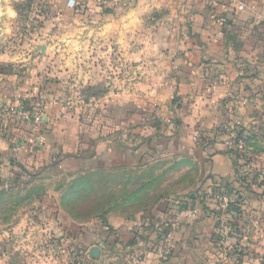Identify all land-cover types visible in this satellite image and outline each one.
<instances>
[{"label":"crops","instance_id":"obj_1","mask_svg":"<svg viewBox=\"0 0 264 264\" xmlns=\"http://www.w3.org/2000/svg\"><path fill=\"white\" fill-rule=\"evenodd\" d=\"M12 1L23 0H0V94L44 104L46 117L44 143L30 123L13 120L0 132V192L10 200L2 263L17 240L20 253L32 244L46 264L43 234L53 233L46 245L55 264H264V0H38L48 13L33 9L24 20ZM81 73L84 85L108 86L96 138L53 84ZM222 127L245 132V182L225 146L229 132L209 145ZM190 170L193 179L174 190L183 195L166 199ZM94 174L104 188L125 176L131 183L120 201L86 213L74 207L82 204L76 193L94 194ZM199 191L201 206L187 200ZM186 200L198 215L174 229L172 254L162 259L153 250L158 233L143 225Z\"/></svg>","mask_w":264,"mask_h":264},{"label":"rangeland","instance_id":"obj_2","mask_svg":"<svg viewBox=\"0 0 264 264\" xmlns=\"http://www.w3.org/2000/svg\"><path fill=\"white\" fill-rule=\"evenodd\" d=\"M24 1L25 0L20 1V2L12 1L14 8L16 9L17 5H21L22 3H25ZM100 2L102 3L103 0H100ZM107 2H109V1H107ZM107 4H108V7H111L110 2ZM41 5H44V4H40V2L38 0H34L32 6H31V10L33 11V9H40L39 7H41ZM79 5H81V4H79ZM32 13H31L30 19L34 18V15ZM40 16H42V15H40ZM34 19H37V17H35ZM4 50L5 49H3V51ZM3 51H1V49H0V53ZM82 74L83 73H81L79 75L76 74L77 76L74 74V76L72 78H68L67 76H64L65 77L64 80H60L57 83H53V84H55L54 85V86H56L55 88H57V87L59 88L61 86L64 87V88H61V90H62L61 91V99L65 102V104L66 103H72L70 105L69 109L72 111L73 110L76 111V113H75L76 118L80 119V122H82V123L86 122V132L88 131L90 133V135L94 133L95 138H96L97 137L98 121L100 120V117H102L104 115V113L100 111V108L98 106L99 105L98 100H99V98L103 97V96H101V94L104 92V90L107 89L108 86L105 82H102L100 84L97 79L95 81H92L93 83H95L93 85H84V82H86V80L83 78L84 76ZM53 82H55V81H53ZM108 82H111V81H108ZM91 89H94V90H91ZM94 93H97L98 95L94 96ZM4 100H5V98H4ZM17 101L18 100H16V101L12 100V102H7V103L14 106ZM19 101H21L24 104L25 108L28 110H33L34 108H36L38 106V104L27 105L24 101L21 100V98ZM110 115H112V113H110ZM82 119H83V121H82ZM13 120L21 123V121L14 119V118H10L7 115V113L0 110V132L2 135H4V133H5L4 128L6 127V130H8L9 124ZM43 132H44V127H43ZM85 134L87 135V133H84V135ZM113 136L115 137V134ZM92 140L93 139L91 138V141ZM32 177L33 176L31 174H28V178H32ZM126 177L127 176L121 177L124 180L119 178V180H120L119 183L123 184L120 187H117L115 189H114V187L102 188V193H101L102 196L101 197L105 200L106 203L112 204L114 202L113 200L120 201L121 197L124 198V196L126 195V190H128V187H130V183H131L129 181H128L129 183L127 182ZM193 177H194V170L193 171L190 170L189 174L185 177V179H186L185 181L181 180V181L172 182L171 186H170L171 194L168 197H166V199L176 200V199H178V197L182 196L183 195L182 192L177 193L174 190H176V191L180 190L183 187L184 183L185 184L188 183L189 180L193 179ZM31 180L32 179H29L28 182L31 183ZM91 180H94V183L98 184L99 187H104L103 186L104 183H102L103 181H102V177L100 175H97V174L92 175ZM121 180H122V183H121ZM45 181L47 182V180H45ZM65 181H66V179H62V180L60 179L59 180V182H65ZM41 183H43V182H41ZM137 200H139L138 201V205H139V202L144 201L145 197L139 198ZM9 201L10 200L6 201V199L4 198V195L1 191L0 192V231H2V229H3L2 227H6V225H7V224L2 223V220L4 218V217L2 218V215L4 213H6V211L9 210V205H8ZM133 208H135V207H133ZM13 209L15 211L18 210V203H17V207H15V208H13V204L11 205L10 212H12ZM113 210L114 211L118 210V208H115ZM49 233H50V230H49ZM43 236H44V245L46 247L44 245H42L45 247V249L43 251V253H44L43 256L41 255L40 257L42 258L43 262H45L46 264H51V263L55 264L54 261L57 260L56 255L53 253V251H49L50 248H48V245H46V244L47 243H49V245L52 244L51 239L52 238L56 239V238L53 237V233H52L51 235H49V240L45 241V237L47 235L43 234ZM54 236H55V234H54ZM17 245H18L17 240L11 244L10 258L5 260L4 263H2V261L0 260V264H41V259H38V257L35 255V253H36L35 248L32 244H31V247H29L27 249L26 253H20V250H19ZM64 246L66 248L67 244H64ZM51 256H53L54 259H52ZM60 263H61V261L59 262V264ZM63 264H67V263H63Z\"/></svg>","mask_w":264,"mask_h":264},{"label":"built area","instance_id":"obj_3","mask_svg":"<svg viewBox=\"0 0 264 264\" xmlns=\"http://www.w3.org/2000/svg\"><path fill=\"white\" fill-rule=\"evenodd\" d=\"M71 6L73 7L76 3L71 1ZM43 4V3H40ZM40 9H45V5H41ZM238 8L243 10L245 6L239 4ZM0 110L7 113L10 118L17 119L23 123H30L33 127L34 132L36 133L37 142L44 143L45 135L43 132V127L45 124L46 109L45 105L38 103V106L33 110H28L25 108L24 104L21 101H17L14 106L7 103L4 98L0 95ZM166 126H172L173 122L171 119H164ZM6 130V127L4 128ZM226 148L233 152L234 154H246L248 149V141L245 136H240L237 131H231L228 134V137L225 141ZM23 149L22 144L16 145L14 150L20 152ZM248 168L244 169V173H247ZM177 202V201H176ZM176 205V206H175ZM173 206L168 207L167 212L164 214L162 219L156 221H151L145 223L144 228H151L154 232L162 233V238L160 240L159 246V256L162 259H167L170 257L173 247H174V229L177 228L184 221H189L194 219L198 215V208H180L179 202ZM101 226V233L106 234L109 231V228L106 225ZM165 230H168L164 233ZM138 234V233H136ZM103 240L99 238L96 239L95 246L102 247Z\"/></svg>","mask_w":264,"mask_h":264},{"label":"trees","instance_id":"obj_4","mask_svg":"<svg viewBox=\"0 0 264 264\" xmlns=\"http://www.w3.org/2000/svg\"><path fill=\"white\" fill-rule=\"evenodd\" d=\"M25 3H22L21 5H17L16 6V10H17V12H18V14H19V16H20V20H24V19H26V17H27V15H28V13H29V11L31 10V6H32V4H33V2H34V0H25L24 1ZM48 13V8L46 9H41V11H40V14L41 15H45V14H47ZM91 90H94V89H91ZM106 93V91H104L102 94H101V96H103L104 94ZM98 94L97 93H94V96H97ZM146 118V120H150L149 118H150V116L148 117H145ZM153 126L154 127H156V128H158L159 127V123H154L153 124ZM231 131H237L238 132V134L242 137V136H244V130L243 129H241V128H236V127H228L227 129L225 128L224 129V127H222V128H219V129H217L216 131H215V133H216V137L214 138V141L213 142H210L209 143V145H213L216 141H217V137H219V136H222V135H224V134H227L228 132L230 133ZM231 152V151H230ZM231 153H233V152H231ZM234 154V153H233ZM234 155H236L237 156V159H238V161H239V163H240V172H239V174H238V178H239V181H238V183H241V182H245V181H247L248 180V178L249 177H251V174H250V170L247 172V173H244V169H246V166L249 164V162L250 161H248V156L246 155V154H237V153H235ZM244 162V164L243 165H241L242 163ZM19 166V168H21V165H18ZM258 177L259 176H256V177H254L252 180H254V181H256V182H258V181H260L259 179H258ZM82 178H80V186H83V184L85 183V182H82ZM87 181V180H86ZM103 182H105V179L103 178V180H102ZM102 182V183H103ZM88 183L90 184V181L88 180ZM89 184H88V186H89ZM92 184H94V182H93V180H92ZM92 184H91V186H92ZM261 184H264V180L261 182ZM102 188H104V187H99L98 186V184H94L93 186H92V193H94V194H92V195H89V193H87V191H85L84 189H81L80 191H78L76 194V200L77 199H79V200H82V204L81 203H79V204H77V203H75L74 204V207L75 208H79L81 211H85L86 213H88V212H97V211H99L100 209H101V207L102 206H105L107 203L105 202V200L101 197L102 195H101V193H102ZM101 190V191H100ZM92 196H94L95 198L94 199H92ZM76 200H75V202H76ZM187 200L188 201H191L192 203H194V204H199L200 206L201 205H203V203L205 202V197H203V195H201L200 194V191L199 192H196L195 194H194V197H191V195H188V197H187ZM186 200V202H184V203H182L181 205H180V207H178V209H182V208H188V206H187V204H188V201ZM101 219V224H103V225H107L106 224V222L103 220V218H100ZM145 230H144V232H147V233H150V231H152V229L151 228H144ZM168 230H165L164 231V233H166ZM158 237H159V240H161V238H162V233H158ZM159 243H160V241H159ZM153 250H155V252H159L160 251V246L158 245L157 246V248H155V249H153ZM172 254V253H171ZM82 259V258H81ZM75 263H78L77 261L75 262ZM79 263H82V264H89V262H87V261H85V260H82L81 262H79Z\"/></svg>","mask_w":264,"mask_h":264},{"label":"water","instance_id":"obj_5","mask_svg":"<svg viewBox=\"0 0 264 264\" xmlns=\"http://www.w3.org/2000/svg\"><path fill=\"white\" fill-rule=\"evenodd\" d=\"M100 251H101V249H100V247H94L91 251H90V254L93 256V257H95V258H97V257H99V255H100Z\"/></svg>","mask_w":264,"mask_h":264}]
</instances>
